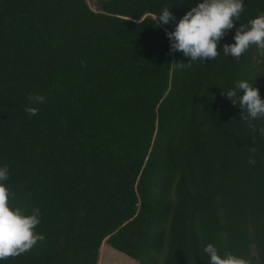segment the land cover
I'll list each match as a JSON object with an SVG mask.
<instances>
[{"label":"trees","instance_id":"obj_1","mask_svg":"<svg viewBox=\"0 0 264 264\" xmlns=\"http://www.w3.org/2000/svg\"><path fill=\"white\" fill-rule=\"evenodd\" d=\"M197 3L0 0V166L45 237L3 264H99L104 243L138 264H208L207 243L264 264V117L221 89L248 79L264 98V50L170 52L175 21L153 18ZM260 12L244 0L236 27Z\"/></svg>","mask_w":264,"mask_h":264},{"label":"clouds","instance_id":"obj_2","mask_svg":"<svg viewBox=\"0 0 264 264\" xmlns=\"http://www.w3.org/2000/svg\"><path fill=\"white\" fill-rule=\"evenodd\" d=\"M171 7H163L152 21L156 25L175 21L174 28L166 32L171 51H180L189 61L213 60L219 52L225 56L239 59L250 46L264 50V12L248 19L236 27V21L241 19L244 10V0H198V3L187 10L177 20ZM235 27L233 42L224 43L218 50V43L228 30ZM222 93L230 99L233 105L243 109L242 118L251 122L264 117V98L258 87L248 79H240ZM241 90L243 93L241 94ZM30 104L25 107L29 115H36L39 108L36 105L44 102L45 97L38 93H29ZM250 162H254L250 157ZM9 171L7 166H0V264L9 257L29 250L38 240L45 237L36 232L40 223V209L34 208L25 212L10 201L12 193L7 185ZM208 264H249L243 257L231 251L220 252L213 243H207L202 248Z\"/></svg>","mask_w":264,"mask_h":264},{"label":"rangeland","instance_id":"obj_3","mask_svg":"<svg viewBox=\"0 0 264 264\" xmlns=\"http://www.w3.org/2000/svg\"><path fill=\"white\" fill-rule=\"evenodd\" d=\"M90 6L98 10L100 9V2L104 0H87ZM99 264H138V262L126 254L111 247L108 243H104L101 248V257Z\"/></svg>","mask_w":264,"mask_h":264}]
</instances>
